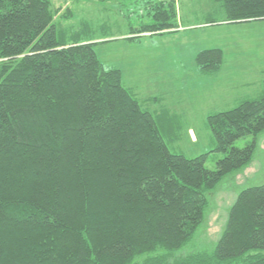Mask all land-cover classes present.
<instances>
[{
    "label": "trees",
    "instance_id": "trees-1",
    "mask_svg": "<svg viewBox=\"0 0 264 264\" xmlns=\"http://www.w3.org/2000/svg\"><path fill=\"white\" fill-rule=\"evenodd\" d=\"M212 1L227 23L264 20V0ZM145 7L151 19L131 35L177 28L174 3ZM54 13L50 0H0V264H264V184L239 192L212 249L179 254L205 193L252 160L264 80L258 97L208 114L223 155L208 170L207 154L169 151L96 43L58 39ZM222 60L218 48L195 56L206 75Z\"/></svg>",
    "mask_w": 264,
    "mask_h": 264
},
{
    "label": "rangeland",
    "instance_id": "rangeland-1",
    "mask_svg": "<svg viewBox=\"0 0 264 264\" xmlns=\"http://www.w3.org/2000/svg\"><path fill=\"white\" fill-rule=\"evenodd\" d=\"M174 3L177 28L164 35L135 34L148 23L146 0H50L59 40L96 43L105 69H118L122 85L156 123L169 151L195 158L207 154L214 170L223 157L213 152L208 114L237 106L261 93L264 80V20L227 23L220 3L212 0H159ZM213 20L214 22H210ZM63 30V34L62 31ZM78 38H73L76 34ZM64 38H62V37ZM134 36V40L127 38ZM79 39V40H78ZM218 48V73L199 71L195 56ZM251 138L235 141L243 148ZM264 184V131L256 136L251 162L232 172L205 193L207 206L193 239L179 254L212 249L230 207L240 191Z\"/></svg>",
    "mask_w": 264,
    "mask_h": 264
}]
</instances>
